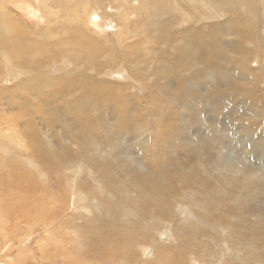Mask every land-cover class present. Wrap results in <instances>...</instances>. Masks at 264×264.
I'll list each match as a JSON object with an SVG mask.
<instances>
[{
	"label": "rangeland",
	"instance_id": "374dc122",
	"mask_svg": "<svg viewBox=\"0 0 264 264\" xmlns=\"http://www.w3.org/2000/svg\"><path fill=\"white\" fill-rule=\"evenodd\" d=\"M230 1L234 4V8H240L236 9L237 14L232 12L225 14V8L221 3L219 5H212L213 8L220 10L217 11V14L214 11L210 12V7L206 9L207 11L199 8L200 13H197L195 9L198 7L196 5L187 4L185 0H181V4H184V10L189 14L188 17H185L186 15L183 16V21H185V23L182 22L183 24L181 23V25H177L175 19L169 15V11L163 8V13H165L168 18L171 17L173 19L172 24L170 23V31L177 33L181 30L185 32V30L189 29V36L193 42V39L196 38L198 33L197 36L200 37V46L194 42L189 44V49H187L185 48V39H176L178 42L168 46L166 53L168 58L166 59L164 56L160 57L161 55L159 53L164 50L163 47H165V45L163 44L164 46L162 47V43H159L156 46L157 50L156 47L152 49V52H155V54L152 53L151 56V63L154 64H151V69L149 70L148 67H143L144 61H138L132 64L136 71L135 73L132 71V77V67L126 65L125 68L127 69H125L124 65L126 63L123 62V58L119 62H112V60L110 62L108 55L102 52H99L101 54L98 56L96 55V63L99 64V66L101 65L100 59L101 57L103 58L101 62L104 63V66H101V70L98 69V67L95 69L92 68L88 62L76 64L75 60L70 58L67 49L73 50L79 45L61 42H53L56 44L55 46L61 47L63 50L62 56H60L61 58L52 55L53 49L51 50L49 47L51 45L54 46V44L50 43L51 45H49V47L44 44L43 48L45 49L43 50H45V53L48 51L49 56L46 55L44 56L45 58L42 56L46 60L44 62V65L46 64L45 66L40 65V67H38L40 68L39 70L42 71H38L37 69L33 70L34 66H26L23 71L21 68L18 69L14 66L15 69L10 64H6L8 57H4V52L7 51V46L3 45L2 48H0V128H2L0 131V169L9 171L8 165L10 166L11 163V165L16 167L19 171L25 170L33 176L38 184L44 185L48 189L49 193L52 194V198L56 197L60 194L62 188L58 186L59 182L65 184V179L69 181L70 179L68 177L71 173H68V170L55 172V168L52 167H49V171L47 159L45 158L44 161L46 163L44 164L42 160L32 152V150L38 146L44 147L49 142L51 143L52 137V140L55 141H53V143H55V148L51 147L49 144L50 147L48 148L53 150L49 153L59 155L56 158L68 154V156H72L70 162L78 165L85 163L82 173V177H85V182L83 181L81 183L79 181V183H81L83 188L85 187L83 183L93 188L97 197H101L100 199L102 200L105 198V201L108 199L107 202L109 203H116L119 201V198L112 199L110 196L112 184L109 179H101L97 175L96 170L93 169L94 167H91L92 164H90L93 161L91 156L95 155L96 161L102 162L104 160L109 162L110 169L112 168V172L115 174L119 183L124 184V186L127 185V187H130L131 180L129 178L131 177L128 175L131 171L136 172V176L138 177L148 176L149 178H157L158 176V178L162 179L163 185L167 184L170 187L171 179L169 178L171 174L189 173L197 182L193 185L191 190H183L187 191L186 193H183V191L177 192L176 196H178V199L176 201L174 199L171 200L173 204L172 220L162 221L158 229L159 233L154 232L155 239L159 240L161 244H163L162 242L167 238L170 240V243L172 242L171 244L169 243L170 245H164L168 249V253L162 254L161 260L165 264H173L174 260L179 263L184 261L185 264H189V259L186 257L190 256L192 253L186 250L183 252L178 251L177 248L179 244L174 243L171 234V230L176 231L178 227H182L183 231L189 235L190 241L196 240L198 244L199 242L201 244L200 253L193 254L198 256L200 264H253L254 262L250 258L248 260L247 257L254 254V258L261 264H264V152L255 150L254 148L256 143L261 142V138L264 143V116L253 117L243 115L244 112L241 107L243 105L238 101L239 98L245 97H241L240 92L237 90L238 85L236 84L237 82L240 83V78L238 79L237 76L239 77V75H241L242 81L244 77L242 72L246 74V71L249 70V80L253 83H257L264 89V15L262 14L263 12L257 13L261 8L260 6L264 9V0H255L245 12L242 10L240 3H247V0ZM53 2L55 3L54 6L60 7L61 14L58 16L61 17H58L59 20L57 18H45L43 22L45 24L41 25V31H43L42 29L48 28L49 23H55L56 25L62 24L63 19L60 20V18H62L63 14L67 17L65 10L66 8L70 9L69 4H66L63 0H53ZM116 2L117 6L108 9V12L112 13L119 11L117 12L119 14L123 13L126 8H128L135 17L132 18L130 15L131 19H137L138 14H134L133 11L136 8L139 9V5L133 2H129V5H126L121 0H116ZM50 4H52V2H50ZM163 5L164 4H162V7ZM9 6L10 5L6 6V9H8ZM1 7L5 8V4L0 3V10ZM8 12L11 14L14 12L13 15L17 14V18L24 23H32L29 24L31 28H36V24H40L38 22L41 21L40 18L37 19L33 16H30L31 19H29L25 12L15 6H12V9L10 8ZM130 12L129 14H131ZM144 12H142L143 16L147 17ZM220 12L222 13L221 15L219 14ZM160 15L162 16V10L159 11V16ZM227 18H231V21H226ZM181 21L182 17L179 16L177 22ZM127 23L128 25L126 27H122L124 30H129L128 26L131 25V21ZM91 27L92 25L90 28L83 26L84 33H91L89 36L95 35L97 38H105V34H109L110 37L115 36L110 35L112 32L110 29H97L95 26L94 28ZM195 28L198 30L195 31ZM96 29L101 32L100 36L94 34L93 31H96ZM154 44L155 43H149V46ZM34 47H37L38 50L42 48L40 44L32 45L31 49ZM64 47H66V49H64ZM16 48V51L15 49H11V52H13V54H11L12 58L17 55L18 47ZM211 49H221L226 55L222 53L217 60L215 56L213 57L212 61H214V65L211 64L209 66V72L213 71L214 73L212 77H209L210 75H205V72H203L205 74L201 73L202 66L194 63L199 64L203 62L206 56L210 58L211 53L208 51ZM170 50L172 52H170ZM25 51L27 52L26 55L30 54V51L26 49ZM32 53L38 55L36 50H33ZM142 53L145 59L147 53L144 51V48ZM103 55L106 57L104 58ZM155 55L157 59L154 58ZM227 55H234L239 61V64L234 66L224 64ZM241 55L242 57L240 58ZM173 59L174 65L172 64ZM242 60L245 62L242 63ZM61 62L64 63V66L61 65ZM55 65L57 69L53 68ZM5 66H7V68ZM172 67L176 73L169 70V68ZM225 67H227L226 72H229V67L232 68L230 77L221 76ZM237 67H239V69ZM138 68L140 73H138ZM179 68L182 69V76L177 75V73H180ZM246 68H248V70H246ZM77 69L85 73L87 77L90 75L97 80V82H105L109 86L107 88L104 84V87H97L98 91L105 96L103 98L97 97L94 99L93 105H90L88 100H85L88 103L86 105V102L83 101L86 98L83 97L82 92L75 91V93H73L75 89L72 86L77 82L70 80H79L80 78L78 76L80 74L78 76H72L67 73ZM198 69H200V73L196 71ZM47 71L49 74L48 76ZM98 71H100V74L97 73ZM39 72H42L43 75L45 74L44 80H50V74L54 76L55 79L60 76L66 77L63 78V84L55 87L56 93L63 92L60 86L63 87L67 84V86H65V94L61 96L63 97L62 99L61 97L53 99V101L49 103L50 105H48V102H44L42 95L38 93L30 94L28 93L29 90L22 89V82L28 79L29 73L38 74ZM98 76L100 77L98 78ZM234 77L236 80H234ZM227 83L232 85L231 90H229V84ZM109 84L112 88H110ZM235 86L236 88H234ZM105 87L107 89H105ZM40 89L42 88L40 87ZM67 90L69 91L67 92ZM123 92L124 94H122ZM27 95L31 99L28 100ZM65 95H67L66 98ZM68 97L69 100L67 99ZM108 97L112 98H110L111 101L109 103L107 101ZM77 98H80L79 102H81L82 105H79ZM73 99L76 100L77 103L72 102L74 101ZM135 99L138 100L137 104L133 102ZM250 99L251 100L247 101L250 105L255 107L256 102L253 101V98ZM20 101L22 102L20 103ZM115 102L117 105L113 108L112 105L115 104ZM65 105L69 106L66 107ZM38 107L40 111H38ZM71 107L72 109L74 108L73 111ZM42 115H45L46 118L42 119ZM28 116L30 118L33 117L32 120ZM27 127L29 129H27ZM13 129L17 133L19 132V137L18 139L8 140L6 138V136H8L7 132L10 133ZM32 131H34V133ZM27 132L33 133L35 136L30 133L29 135ZM31 135L33 136L31 137ZM146 137L147 141L149 140L147 142L148 144H146L145 147L138 145L139 139ZM39 142L43 144L41 143L40 145ZM186 143L189 144V147H183ZM31 147H33V149ZM84 148L87 149L84 151ZM65 157L64 159L66 162L67 159ZM66 163H68V161ZM4 164H6V166ZM44 165L45 167H43ZM64 166H66V164L63 165L62 163L61 167L63 168ZM68 166H70V164ZM62 173L65 175L63 176ZM50 174L53 175L50 176ZM198 178H200L199 182ZM202 179H204L203 182ZM71 181L69 182L71 183ZM172 181L174 182V180ZM79 183L77 182V188H80ZM173 185L179 189V184L177 182H174ZM67 186H69V184L66 185V187ZM130 188L132 190L129 194L135 197L137 191L135 189L133 190L132 187ZM63 194L62 197H66L67 200L71 202V210L63 207V205L59 203V206H57L55 210L56 214L52 213V215L56 218V223L59 224H63L64 219H66L68 215L72 223L67 225V228H64L62 225H57V227L55 226V230L58 233H65L67 239L69 240V238H71L77 245L80 237H82V228H78L76 225H83V227L87 225L88 219L91 218V214H88L86 219L80 214V210L73 211V195H65L64 192ZM38 195L42 196V191H40L37 196ZM34 199L36 198L33 196L32 200ZM91 205L94 206V203H91ZM51 206L54 207L56 205L52 203ZM78 206H81V204ZM123 210L118 209L116 214H120ZM129 214V211L124 210L121 216L126 218ZM76 215H80L83 219L81 220V217H79L78 221V216ZM67 220L68 219H66V223ZM102 220L104 219L102 218ZM204 220L211 221L217 224V226L213 230ZM176 222H178L177 225ZM238 224L242 225V231H240ZM145 225L146 223H143V226ZM41 226H34L36 228L31 229V226L22 221L20 224H17V228L13 233L8 235L3 231L0 236H4L5 234L6 238L2 241L0 240V242H2L0 243V264H8V262L10 264H18L15 260L20 253L19 247L21 246H23V249H27L24 254L29 255H27V257L24 256L23 264H67L63 258H57L56 261H44L42 252L51 255L54 253L55 247L57 246L54 238L57 235L51 236L47 228ZM226 226H228V228H224ZM6 230L8 231L9 229ZM193 230H195V233ZM52 233L53 232H51V234ZM28 235L30 238L26 241ZM163 236L164 239L162 240ZM169 237L172 239H169ZM151 238L152 235L144 239L145 243H141V249L135 247L136 256L138 254L139 256L141 255V260L139 262H127L128 264H146L147 261L144 262L143 260H156V256L151 254L152 245H154ZM177 238H179L180 241L183 240L182 242H186V238L185 240L181 236ZM26 244L28 245L25 246ZM228 244L229 247H227ZM73 245L74 244H72V246ZM205 248L209 249L211 253L208 255L205 254ZM67 250L69 253H73L71 249L67 248ZM152 252L155 253L154 247ZM181 254L183 256H181ZM12 257H15L14 262H12ZM136 258L138 259V256ZM86 263L97 264L95 260L91 261L90 259L83 262V264Z\"/></svg>",
	"mask_w": 264,
	"mask_h": 264
},
{
	"label": "bare ground",
	"instance_id": "6f19581e",
	"mask_svg": "<svg viewBox=\"0 0 264 264\" xmlns=\"http://www.w3.org/2000/svg\"><path fill=\"white\" fill-rule=\"evenodd\" d=\"M63 1L66 4H69V7H70V9L66 8V10H65L67 17L65 16V14H63L62 18H60V20L63 19L62 24L56 25L55 23H51V24L49 23L48 28L42 29L43 31H41V25L45 24V23H43L45 21L44 20L45 18L50 17L52 19L53 18L58 19V17H61V16H58L61 14V10L59 9L60 7L54 6L55 3L53 2V0H48V1L47 0H4V1H0V3L5 4V8L1 7V10H0V48H2L3 45L7 46V49H6L7 51L4 52V54H5L4 57L5 56L8 57L6 64H10L12 67L15 66L18 69L21 68L23 71H24V68L26 66H28V67L34 66L33 70L37 69L38 71H42V70H39L40 68H38V67H40V65L45 66L46 64L44 65V62L46 60L44 59L45 58L44 56H46V55L49 56V54H48L49 52L46 51V53H45V50H43V49H45V48H43L44 44H46V46L49 47V45L54 44L53 42H57V43L61 42V43H66V44L68 43V44L79 45L78 47H76L73 50L67 49L70 58H73V60H75L76 64H78V63L80 64V62H88V63H90L92 68L95 69L98 67V69L101 70V68H102L101 66H104V63L101 62V60L103 58L101 57V59H100V63H101L100 66L96 62H97V56L99 54H101L99 52H102V53H105L108 55V57L110 58V60H109L110 62H111V60H112V62H117V61L119 62L123 58V62L126 63L125 65L123 64L124 68L126 67V65H129L132 67L131 72L133 71L135 73L136 72L135 67L132 64H135L138 61H144L143 67L145 66L144 68L148 67L149 70L151 69V64H153V63H151V60H152L151 56H152V53L155 54V52H152V49H154L157 46V44H159V43L160 44L162 43V47L165 45V47H163L164 50L161 51V53H159V54L161 55L160 57L164 56L166 59L168 58L166 55L168 46L175 43V42H178L176 39H185V42H186L185 48H187V49H189L188 45L192 44L194 42L198 46H200V41H199L200 37L197 36L198 33L196 35V38L193 39L194 40V42H193L189 36V29L185 30V32L183 30H181L177 33L170 31V26L173 22V19L171 17L168 18L165 15V13H163V8H165V10L169 11V13H170L169 15H171L175 19L177 25H179V24L181 25L182 22L185 23V21H183V16L186 15L185 17H188V15H189L184 10V8H183L184 4H181V0H130V1L129 0H121L126 5H129V2H133L136 5L140 6L139 9H137V8L135 10L133 9L134 10L133 13L138 14V17L136 20L131 19L130 15L132 16V18L134 16L128 8H126V10L123 13H119V14L117 13L119 11L112 12V13L108 12L107 11L108 9H112V7L117 6L116 0H63ZM254 1L255 0H247V3L246 2L240 3L242 10L244 12L247 11V8L250 5H252ZM50 2H52V4H50ZM185 2L187 4L196 5L198 8H196V9L194 8V9L196 10L197 13H200L199 8L207 11L206 9H208V7H210V12L214 11L217 14V11H220V10L213 8L212 5L213 4L219 5L220 3L225 8L224 9L225 14L228 12H230V13L232 12L234 14H237L236 9H240L239 7L234 8V4L230 0H185ZM162 4H164L163 7H162ZM8 5H10L11 7L9 6V8L6 9V6H8ZM12 6H15L16 8H19L23 12H25L28 15L29 19H31L30 16H33L34 18H37V19L40 18L41 21L38 22L40 24H36L37 25V26H35L36 28H34V27L31 28V26L29 24H32V23H28V22L24 23L23 21H21L20 19L17 18V14L13 15L14 12L12 14L8 12L10 10V8L12 9ZM260 7L261 8H260L259 12L257 11V13L263 12L262 14L264 15V9H262V6H260ZM57 8H58V10H57ZM160 10H162V16L161 15L159 16ZM242 10H240V11H242ZM252 11H254V10H252ZM63 12H64V10H63ZM129 12L131 14H129ZM142 12H144L147 15V17H144ZM219 14L221 15L222 13L220 12ZM179 16L182 17L181 22H177V19ZM41 17H43V18H41ZM20 18H24V17H20ZM202 19H204V18H202ZM129 21H131V25L128 26L129 30H124L122 27H126L128 25L127 22H129ZM226 21H228V22L231 21V18H227ZM56 23H58V22H56ZM91 25L93 28L95 26V28H97V29H99V28L100 29H110V30H112L110 35L111 36L115 35V36L110 37L109 34H105V38H97V36H95V35L89 36V34H91V33H89V34L84 33L83 26L90 28ZM97 29H96V31H93V32H94V34L100 36L101 32L97 31ZM191 29H193V28H191ZM194 30L196 31L198 29L195 28ZM241 31H243V30H241ZM209 40H210V38H209ZM149 43H155L156 45L154 44L152 46H149ZM38 44L41 45V47H42L41 49L38 50L37 47H34L31 49L32 45H38ZM55 45L56 44H54V46ZM245 45H246V43H245ZM54 46L51 45L49 47L51 50L53 49V53L51 52L52 55L56 56L57 58L62 56L63 50L61 49V47L55 46V48H54ZM262 46H263V44H262ZM16 47H18L17 55L15 54L16 56H13V58H12L11 54H13V52H11V49H15V51H16V49H17ZM143 48H144V51L147 53V56L145 57V59H144V55H142L143 54L142 53ZM158 48H159V46H158ZM25 49L30 51L29 55H26L27 52L25 51ZM64 49H66V47H64ZM239 49H240V47H239ZM33 50H36L38 55L33 54L32 53ZM156 50H157V47H156ZM139 51H141V52H139ZM170 52H172V51L170 50ZM208 52L211 53L210 58H208L206 56L203 59V62H201L199 64L198 63H194V64L202 66L201 67L202 68L201 73L205 72L206 74L205 73H203V74H205L207 76L210 75L209 77H212L214 72L213 71L209 72V66L211 64H213V62H214V61H212L213 57L215 56V58L217 60V58H219L221 56V54L224 53V51H221V49H211ZM224 55H226V54L224 53ZM39 56H41V57H39ZM142 56H143V58H142ZM105 57L106 56H104V58ZM241 57H242V55L240 56V58ZM154 58H156V55ZM161 60H162V58H161ZM173 62H174V59L172 61V64H173ZM244 62L242 60V63H244ZM247 62H248V59H247ZM51 63L53 64L52 60H51ZM26 64H28V65H26ZM112 64H114V63H112ZM224 64H230V65L234 66L236 64H239V61L234 57V55H232V56L227 55ZM61 65L64 66V63L61 62ZM119 65H118V68H119ZM116 66H115V68H116ZM5 67L7 68V66H5ZM161 67H163V66H161ZM53 68H56V65ZM139 68L137 69L139 71L138 73H140ZM226 68L227 67L224 68V71L221 73L222 74L221 76H223V77L229 76L230 77V73L232 72V68L229 67V72H226L227 71ZM237 68L239 69V67H237ZM125 69H127V68H125ZM26 70H28V69H26ZM33 70H31V71H33ZM142 70H144V69H142ZM154 70H155V68H154ZM169 70L173 73H176V72H174L173 67L169 68ZM181 70L182 69H180V71H179L180 73H177L178 76H182ZM246 70H248V68H246ZM102 71H104V70H102ZM128 71H130V70H128ZM164 71H165V69H164ZM196 71L200 73V69H198ZM248 71H246V74L242 72V74L244 76L242 81H241V75H239V77L237 76L238 79L240 78L239 81L241 83V84L238 82L236 83L238 85L237 90L240 92L241 97L246 98V99L245 98H239L238 102H241L243 105V106H241L242 111L244 112L243 115H249V116H253V117L254 116L255 117L264 116V113H263L264 112V89H262L261 86H259L257 83H253L249 80L250 74ZM99 72L100 71H98L97 73H99ZM126 72H127V70H126ZM133 72H132L131 77L133 76ZM67 74L72 75V76H78L80 74L78 76L80 78L79 80H77V79H71L70 80L73 82H77L76 84L73 83L74 85L72 87L75 90H74V92L73 91L72 92L73 93H75V91L82 92L83 97L86 98L83 101L88 100V103L90 105H93L94 99H96L97 97L103 98L105 96L98 91V88H97L98 86L104 87L103 85L105 84L107 88L109 87L107 85V83H105V82L99 83V82H97V80H95L90 75L87 77V75L85 73L81 72V70H79V69L70 71ZM48 75L49 74L47 71V76ZM26 76H28V75H26ZM50 76H51V78L49 77L50 80H46V79L44 80L45 74L43 75L42 72H39L38 74L37 73H29L28 79H26L24 82H22L21 87L23 90H29L28 93H30V94L38 93L39 95H42L44 102H46V103L48 102L47 104L50 105L49 103L52 102L53 99H56L58 97L60 98L61 96H63L65 94V91H66L65 86H67V84L63 87L60 86L62 88L63 92H57L56 93L55 87H57V85L63 84L64 83L63 78H66V77L60 76L57 79H55L54 76H52L51 74H50ZM100 76H98V78ZM139 77H141V76H139ZM214 77H216V76H214ZM100 79H102V78H100ZM170 79H171V77H170ZM143 80H144V77H143ZM184 80H185V78H184ZM234 80H236L235 77H234ZM138 81H139V79H138ZM66 82H67V80H66ZM227 84H229V90H231L232 85L230 83H227ZM40 87L42 89H40ZM106 87H105V89H107ZM69 88H70V86H69ZM110 88H112L111 85H110ZM118 88H117V90H118ZM234 88H236V86ZM68 91L69 90H67V92ZM122 94H124V92ZM27 97H28V100L31 99L28 95H27ZM66 97H67V95H65V98ZM69 97L67 98L68 100H69ZM117 97H118V95H117ZM62 98L63 97H61V99ZM110 98L109 97L107 98L108 103L112 99V98L111 99ZM250 98H253L254 99L253 101L256 102L255 107H253V105H250L249 102L247 101V100H251ZM102 100H104V99H102ZM79 101H80V98L78 99L77 102H79ZM97 101H99V100H97ZM137 101L138 100H136V99L133 100V102L135 104H137ZM21 102L22 101H20V103ZM25 102H27V101H25ZM72 102H76V100H74ZM112 102H114V101H112ZM88 103L86 102V105ZM105 103H107V102H105ZM27 104H29V103H27ZM103 104H104V102H103ZM71 105H73V104H71ZM79 105H82V103L79 102ZM116 105L117 104L115 102V104H113L112 107L114 108ZM30 106H32V105H30ZM68 106L69 105H67L66 107H68ZM35 107H37V106H35ZM133 107H135V106H133ZM104 108H105V106H104ZM71 109H72V107H71ZM73 109H72V111H73ZM18 110H19V108H18ZM38 111H40L39 107H38ZM15 114H16V112H15ZM32 118H30V119L32 120ZM45 118H46L45 115H42V119H45ZM39 119H41V118H39ZM19 120H20V118H19ZM22 124H23V122H22ZM20 125H21V123H20ZM27 129H29V128L27 127ZM1 130H2V128H0V131ZM32 132L34 133V131H32ZM44 132H45V130H44ZM18 133L16 131H14V129H13V131H11L10 133L7 132L8 136H6V138L8 140L18 139V137H19ZM27 133H26V135H27ZM33 133H30V134H33ZM33 135H31V137ZM242 137H243V135H242ZM14 141H16V140H14ZM53 141L54 140H52V137H51V143L49 142L47 144L48 146L46 145L47 147L46 146H44V147L38 146L37 148H34L35 150L33 149V147H31L33 149L32 152L37 157H39L44 164L46 163L44 161L45 158L47 159V162L49 163L48 170H49V167L55 168L54 169L55 172H59L61 170L63 172L64 170H66V171L68 170L67 172L71 173L70 176L68 175L69 176L68 178L70 179L69 181L72 180L71 183L69 181H67L66 179L64 181L65 184L59 182L58 186L62 187L60 190V194L57 195L56 197L52 198V196H51L52 194L49 193L48 189L44 185L38 184V182L33 178V176L30 173L26 172L25 170L19 171L16 167L11 165V163H10V166L8 165L9 171H4V169H0V235L3 233V231L6 232V234H8V235L13 233L14 230L17 228V224H20L22 221L24 223L28 224L29 226H31L30 227L31 229H35L36 227H34V226H41L42 225L45 228H47V230L49 231V234L51 236L57 235L54 238L55 244L57 246L55 245L56 247H55L54 253L52 255L48 254L46 252H42V249H43V247H42L41 252H42V256H43L44 261L45 260L46 261H49V260L56 261L57 258H63L67 264H83V262L88 260V259H90L91 261L95 260V262L97 264H123V263L134 262V261L139 262L141 260V255L139 256V254H138L137 255L138 259L136 258L137 256H136L135 247H137L138 249H141L140 246H141V243L144 242V239L147 238L148 236L152 235L151 241L154 242V245H152V250L154 247L155 253H153L151 250V254L153 256H156V260L152 259L153 261L152 260H143V261L144 262L147 261L146 264H165L161 260V255L168 253V249L164 245H170L172 242L170 243L169 242L170 240H168V238H167L162 242L163 244H161V242H159V240L155 239L154 232L159 233L158 229H159L162 221L172 220L171 215H172V210H173V204L171 203V200L174 199L176 201L178 199V196H176L177 192H180L183 190H191L193 188V185L197 182L196 179L194 177H192L191 174L186 173V172H184L185 174L184 173L171 174L169 179H171V182H173L172 180H174V182H177L179 184V189H177L178 187L173 185L174 182L173 183L170 182V185H171V187H170L167 184L163 185L162 179L158 178V176H157V178H154V177L149 178L148 176L138 177V176H136V174H137L136 172L131 171L130 174L128 175L131 177V178H129L131 180L130 187H132L133 190L135 189L137 191V193H136L137 195L135 197H132L129 194L132 189L130 187H127V185L124 186V184L119 183L115 174L112 172V168L110 169L109 162L104 161V160L102 162L96 161L95 155L91 156V158L93 160L92 163H90V164H92L91 167H94L93 169L96 170L97 175L101 179H109V181L112 184V187L110 189V190H112V192H110V196L112 197V199L119 198L118 202L109 203V202H107L108 199H107V201H105V198H104V200H102V199H100L101 197H97L96 192H94L93 188L89 187L88 185H86L84 183H83V185L85 187L83 188L81 186V183L83 181L85 182V177H82V173L84 171L83 169H84L85 163L78 165L76 163L70 162V159L72 156H68V154L67 155L64 154V156H60V158H56L59 155H54V154L49 153V152L53 151L52 149L48 148V147H50V145H51V147L55 148V146H54L55 143H53ZM148 141H147V137L142 138V139L140 138L138 141V145H140V146L142 145L145 147L146 144H148L147 143ZM41 143L42 142H39L40 145H41ZM183 147H189V144L186 143L185 145H183ZM254 148H255V150L264 152V143L262 141V138H261V142H258L254 145ZM86 149L87 148H84V151ZM80 151H82V150H80ZM64 157L67 159L68 163H66L67 161L65 162ZM62 163H63V165L66 164V166H64L63 168L61 167ZM69 164H70L71 168H70V166H68ZM4 165L6 166V164H4ZM43 167H45V165ZM43 169H45V168H43ZM89 171L91 172L90 169H89ZM62 174H63V176L65 175L64 173H62ZM52 175L50 174V176H52ZM197 175H198V173H197ZM60 179H61V177H60ZM199 180H200V178H198V182H199ZM79 181L81 183H79ZM203 181H204V179H202V182ZM77 182L80 184L79 185L80 188L79 187L77 188ZM68 184H69V186H67V187H69V188L66 187V185H68ZM40 191H42V196L41 195L37 196V194ZM63 192L65 193V195L66 194H68V195L71 194V196L73 195V207H72L73 211H75V210L79 211L80 210V214L82 216H84L85 218L87 217L88 214H91V218L88 219V224L85 225L86 227L84 226L85 228L83 227V225L79 226V225H76V223L74 222L76 227L82 228V230H81L82 237H80L79 243H77V245L75 244L74 240H72L71 238H69V240H68L66 237L67 235H65V233H58L55 230V226L57 227V225H62L64 228H67V225L72 223L70 221V218L68 217V215L66 216V219H68L67 223H66V219H64L63 224L56 223L57 220L52 215V213L56 214L55 210H56V207L59 206V203L61 205H63V207L70 209L71 202H69L66 197L65 198L62 197L64 195ZM186 192L187 191H183V193H186ZM33 196L36 199L32 200ZM49 199H51V200H49ZM92 200H93V202H92ZM49 203H51V204L55 203L56 206L52 207L51 204H49ZM91 203H94V206H92ZM79 204H81V206H78ZM114 205H115V207H114ZM118 209L119 210H121V209L127 210L130 212V214L126 218H124L121 216V213H123L124 210L122 212H120V214L119 213L116 214ZM182 215H183V212H182ZM76 216H78V218L76 217L77 220L79 219V217H81L80 215H76ZM100 217H102L104 220H102V218H100ZM82 219H83V217H81V220ZM85 221H87V220H85ZM204 221L207 222L213 228V230L217 226V224H215L211 221H206V220H204ZM143 223H146V225L143 226ZM177 223L178 222H176V225H177ZM84 224H86V223H84ZM236 227H237V225H236ZM241 227H242V225H239L240 231H242ZM224 228H228V226H226ZM6 229H9V230L7 231ZM162 231H163V229H162ZM194 231L195 230H193V232ZM45 232H47V231H45ZM51 232H53V233L51 234ZM171 234H172V237L174 239V243L179 244V246L177 248L178 251L183 252L186 250V251L192 253L190 256L186 257L189 259V264H200V262L198 260V256L193 255L196 253H200V247H201L200 242L198 244L197 243L198 241H196V240L190 241L189 235H187L185 233V231H183L182 227H178L176 231L171 230ZM177 235L179 237L180 236L183 237L184 240L186 238V242H182L183 240L180 241L179 238H177L178 237ZM160 237H162V236H160ZM5 238H6L5 234H4V236H0L1 241L4 240ZM29 238H30V236L28 235L26 241H28ZM163 239H164V236H163L162 240ZM169 239H172V238L169 237ZM234 241H235V239H234ZM0 243H2V242H0ZM72 244H74V245L72 246ZM159 244H161V245H159ZM27 245L28 244H26L25 246H27ZM162 245H163V247H162ZM227 247H229V244ZM67 248L71 249L73 251V253H69ZM25 251H27V249H25V248L23 249V246L19 247V252H20L19 254L20 255L17 253L18 256L16 257V260H15V257H12V262H14V260H15V261H17L18 264L19 263L23 264L24 256L27 257V255H28V254L27 255L24 254ZM204 253L208 255L211 253V251H209V249L205 248ZM181 256H183V255L181 254ZM254 256H255V254L249 255L247 257V259L249 260V258H250L254 263L261 264L259 261H257L254 258ZM128 257H130V258H128ZM8 264H10V263L8 262ZM143 264H145V263H143ZM173 264H185V262L183 261L182 263H179V262L174 260Z\"/></svg>",
	"mask_w": 264,
	"mask_h": 264
}]
</instances>
